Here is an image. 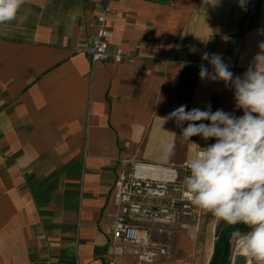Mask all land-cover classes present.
<instances>
[{
    "label": "crops",
    "instance_id": "obj_1",
    "mask_svg": "<svg viewBox=\"0 0 264 264\" xmlns=\"http://www.w3.org/2000/svg\"><path fill=\"white\" fill-rule=\"evenodd\" d=\"M107 2L25 0L0 24V264H106L119 160L191 159L187 122H163L180 105L243 114L230 84L199 72L215 53L245 73L264 43V0L111 1V45L128 57L91 62L71 45L91 43ZM215 227L176 235L168 264H208Z\"/></svg>",
    "mask_w": 264,
    "mask_h": 264
},
{
    "label": "clouds",
    "instance_id": "obj_2",
    "mask_svg": "<svg viewBox=\"0 0 264 264\" xmlns=\"http://www.w3.org/2000/svg\"><path fill=\"white\" fill-rule=\"evenodd\" d=\"M24 3L0 0V24L15 20ZM259 48L242 76H234L221 55L202 56L212 70L202 64L200 78L230 84L241 116L212 111L210 106L187 110L180 105L163 119H174L177 126L187 122L181 136L196 148L186 164L189 174L182 181L183 196L217 221L248 228L234 233L248 264H264V43ZM193 136L214 142L200 147L190 140ZM173 147L174 142L167 145L165 159L171 158Z\"/></svg>",
    "mask_w": 264,
    "mask_h": 264
},
{
    "label": "built area",
    "instance_id": "obj_3",
    "mask_svg": "<svg viewBox=\"0 0 264 264\" xmlns=\"http://www.w3.org/2000/svg\"><path fill=\"white\" fill-rule=\"evenodd\" d=\"M97 15L96 34L88 45L73 44L71 49L86 53L91 62L111 59L121 62L128 57L122 47L111 45L112 32L106 25L110 11L107 0ZM153 163L136 158L120 159L113 183L111 206L103 214L109 232L106 264H168L172 245L153 237L154 225L188 229L198 209L182 194V181L188 175L186 164ZM195 217V218H194ZM160 233H166L165 228ZM241 252H234L232 259ZM248 260L245 257V263Z\"/></svg>",
    "mask_w": 264,
    "mask_h": 264
},
{
    "label": "trees",
    "instance_id": "obj_4",
    "mask_svg": "<svg viewBox=\"0 0 264 264\" xmlns=\"http://www.w3.org/2000/svg\"><path fill=\"white\" fill-rule=\"evenodd\" d=\"M244 233L248 228L243 224L229 225L219 221L215 227L213 252L208 264H231V240L235 232Z\"/></svg>",
    "mask_w": 264,
    "mask_h": 264
},
{
    "label": "rangeland",
    "instance_id": "obj_5",
    "mask_svg": "<svg viewBox=\"0 0 264 264\" xmlns=\"http://www.w3.org/2000/svg\"><path fill=\"white\" fill-rule=\"evenodd\" d=\"M139 160V159H138ZM198 209V215L196 219L191 220V223L193 226L191 231L195 232V230L198 229V227H215L219 221L215 219V217L212 216L211 213H206L202 211L201 209ZM195 218V217H194ZM154 231H153V237L157 241H169L171 245L173 244L174 237L176 235H179L180 233H184L189 236V231L188 229H182L181 231H178L180 229H174L173 227H163L162 225L155 224L154 225ZM162 228H165L166 233H160V230ZM179 232V233H178ZM205 239V238H204ZM238 237L234 236L233 239L231 240V261L233 263V254L234 252H240V250L235 249L237 245Z\"/></svg>",
    "mask_w": 264,
    "mask_h": 264
},
{
    "label": "water",
    "instance_id": "obj_6",
    "mask_svg": "<svg viewBox=\"0 0 264 264\" xmlns=\"http://www.w3.org/2000/svg\"><path fill=\"white\" fill-rule=\"evenodd\" d=\"M245 257L243 255H237L234 257L233 264H244Z\"/></svg>",
    "mask_w": 264,
    "mask_h": 264
},
{
    "label": "bare ground",
    "instance_id": "obj_7",
    "mask_svg": "<svg viewBox=\"0 0 264 264\" xmlns=\"http://www.w3.org/2000/svg\"><path fill=\"white\" fill-rule=\"evenodd\" d=\"M235 249L240 250V252H241V248H240V245H239L238 241H237V245H236Z\"/></svg>",
    "mask_w": 264,
    "mask_h": 264
}]
</instances>
